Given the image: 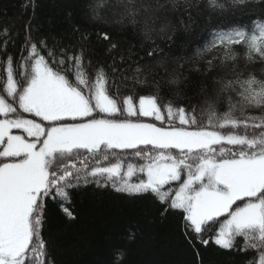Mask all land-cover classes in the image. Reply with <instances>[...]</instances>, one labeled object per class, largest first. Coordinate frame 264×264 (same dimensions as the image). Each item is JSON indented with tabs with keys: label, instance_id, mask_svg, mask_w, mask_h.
Returning a JSON list of instances; mask_svg holds the SVG:
<instances>
[{
	"label": "snow or ice",
	"instance_id": "6c2138e0",
	"mask_svg": "<svg viewBox=\"0 0 264 264\" xmlns=\"http://www.w3.org/2000/svg\"><path fill=\"white\" fill-rule=\"evenodd\" d=\"M22 7L0 25V264H48V202L75 220L89 186L178 215L193 248L264 264V0H81L59 33ZM205 14L249 21L177 52Z\"/></svg>",
	"mask_w": 264,
	"mask_h": 264
},
{
	"label": "trees",
	"instance_id": "16d2710c",
	"mask_svg": "<svg viewBox=\"0 0 264 264\" xmlns=\"http://www.w3.org/2000/svg\"><path fill=\"white\" fill-rule=\"evenodd\" d=\"M25 2L0 0V25L9 18L27 20L32 9L25 12L22 7ZM35 5L33 23L42 25L44 33L49 28L59 33L67 30L70 23L81 22V0H35ZM69 12L72 13L71 20ZM194 20L190 31L178 33L177 52L181 45L188 49L202 45L208 38V30L214 27L247 23L249 17L209 19L205 14ZM18 27L22 40L23 25ZM9 51L19 59L20 43ZM0 76L6 79V71L2 68ZM120 158L123 160V154ZM114 162L110 158L103 161V165ZM123 162L125 168L129 162L137 163L131 156ZM136 179L137 175H134L132 180ZM67 207L75 220H70L57 203L48 202L47 221L41 230L48 251V264H201V260L202 264H240L239 257L234 259L230 254L218 251L211 241L207 248L198 243L196 248L191 247L181 234L178 215L161 217L150 201L118 195L110 187L97 189L89 186L75 191ZM196 249H199V257Z\"/></svg>",
	"mask_w": 264,
	"mask_h": 264
},
{
	"label": "rangeland",
	"instance_id": "374dc122",
	"mask_svg": "<svg viewBox=\"0 0 264 264\" xmlns=\"http://www.w3.org/2000/svg\"><path fill=\"white\" fill-rule=\"evenodd\" d=\"M14 132L17 131V130H13Z\"/></svg>",
	"mask_w": 264,
	"mask_h": 264
}]
</instances>
